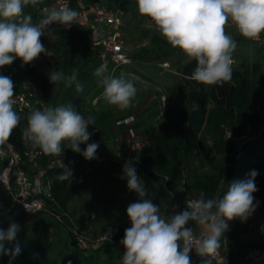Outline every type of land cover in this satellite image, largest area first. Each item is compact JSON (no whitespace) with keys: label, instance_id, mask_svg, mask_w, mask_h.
<instances>
[{"label":"clouds","instance_id":"1","mask_svg":"<svg viewBox=\"0 0 264 264\" xmlns=\"http://www.w3.org/2000/svg\"><path fill=\"white\" fill-rule=\"evenodd\" d=\"M41 0H0V68L20 59L27 65L53 52L45 47L41 37L55 23L65 29L77 21L80 13L67 5L44 8L43 17L36 23L25 13L26 6H36ZM137 10L147 17L159 33L173 48L179 49L196 66L190 79L206 86H222L232 80L234 60L232 53L237 41L226 32L231 24L243 38L258 41L264 33V0H136ZM49 35L51 33L49 32ZM106 65L96 68L102 97L121 112L129 109L138 89L131 80L108 75ZM52 84L63 83L83 91L77 70L71 75L57 70L49 73ZM14 82L9 76L0 75V145L9 140L19 126L21 115L14 109ZM198 103L192 105L198 110ZM95 125L92 116L85 117L69 105L33 108L26 116L22 138L32 148L50 156H60L65 148L82 155L86 160L96 159L97 142L89 143ZM86 145L81 149V145ZM66 145V146H65ZM56 177L59 181L72 182L73 171L65 166ZM122 179L137 199L126 208L130 227L124 230L119 243L124 248L121 264H191L190 253L194 250L202 258V264H212L221 247V238L229 230L228 221L241 223L256 211L259 202L254 193L258 190L256 170H251L244 179L221 181L216 195L208 197L201 190L194 199L187 200L182 211L171 205L166 212L153 202L136 168L129 161L123 165ZM21 226L10 222L7 229L0 228V255L10 256L9 264L20 253L5 247L13 242ZM112 230L105 233L111 240Z\"/></svg>","mask_w":264,"mask_h":264},{"label":"trees","instance_id":"2","mask_svg":"<svg viewBox=\"0 0 264 264\" xmlns=\"http://www.w3.org/2000/svg\"><path fill=\"white\" fill-rule=\"evenodd\" d=\"M75 2L76 0H71ZM86 5H102L114 11L130 12L136 6V0H83ZM48 0H41L36 6H26L25 13L38 22L44 15V8ZM49 32L51 35H49ZM45 47L53 52L52 56L41 55L39 59L24 65L20 59L15 60L8 68L16 75L20 83L32 82L41 97L49 107L50 97L57 94L60 84L49 81V73L63 70L69 75L74 69L80 70L85 66L99 67L97 51L92 47L90 34L87 28L72 26L68 29L55 23L45 30L41 37ZM77 42V44H74ZM196 66L195 61L182 68V83L178 84L168 96V105L163 121V132L153 137V146L147 148L139 162L134 167L138 174L146 180L162 182L164 188L175 194L185 180L187 190L198 196L203 190L208 197L216 195L220 189L221 181H225L221 193L226 190L229 182L244 179L251 170H256L255 179L257 189L264 190V136L255 142L247 144L241 151L236 144L225 138V130L239 135L244 127L251 125L254 128L264 121V110L256 111L259 99L263 98L264 78L258 77L260 65H253L251 69L243 71L233 69L232 80L222 86H206L190 79ZM93 72V69H92ZM1 74V68H0ZM196 102L198 110L193 111L192 105ZM26 114H20L22 119L19 126L13 131L8 141L24 156L28 148H32L22 138V129L26 126ZM161 123V122H160ZM205 134L213 142L210 150L199 140ZM83 149V145L80 146ZM54 156L43 153L38 160V169L45 171L46 181L50 185V198L41 196L45 202V210L29 212L8 191L2 181V172L9 167L8 160L0 158V228L7 229L10 222H15L21 228L35 225L41 221L43 213L66 214L68 203L78 191L69 180L59 181L57 175L64 171L61 165L50 167ZM82 155L74 153L71 149L65 150L60 158L64 165L74 172L80 167L79 159ZM203 160L209 164V172L200 174L198 171L185 172L189 163L194 160ZM29 175L30 165L23 166ZM160 172V175L157 173ZM167 178V180H166ZM257 196V191L253 194ZM40 197V196H39ZM67 215V214H66ZM65 224L70 229V247L68 254L51 257L41 255V264H121L113 257L102 260L100 253L104 247L117 248L124 253L123 246H116L112 242H104L97 249H81L71 232L73 225L68 215L64 217ZM229 230L221 238V250L227 261L231 260V242L243 225L238 219L227 222ZM122 239V238H121ZM95 251V253H93ZM191 264H202L196 260Z\"/></svg>","mask_w":264,"mask_h":264},{"label":"rangeland","instance_id":"3","mask_svg":"<svg viewBox=\"0 0 264 264\" xmlns=\"http://www.w3.org/2000/svg\"><path fill=\"white\" fill-rule=\"evenodd\" d=\"M124 21L126 26L122 28L121 33L127 46L133 48L134 53H138L141 48L144 52L148 48L151 51L154 50L155 62H150L153 67L150 66L147 73L139 69L136 64L133 68L131 66L126 67L127 76L123 78L131 80L136 88L141 91L145 90L147 93L162 91L170 96V92L174 91L175 87L183 82L182 68L191 62L190 58L186 57L179 49H175L168 44L156 31L154 25L149 22V19L138 13L137 5L125 14ZM226 32L237 41V47L232 53L233 69L243 71L251 69L253 65L257 64L261 66L257 75L263 79L264 61L258 46L252 40L241 37L231 24L226 26ZM74 44H77V42H74ZM139 45L142 46L140 49H138ZM169 60L181 61L185 65L176 72L171 66L166 67V65H163ZM96 68H90L87 65L77 70L78 79L83 85V91L77 92L74 85L65 87L62 83L57 94L50 97L49 107L71 104L77 112L85 117L92 116L95 124L98 117H101V120L105 119L104 124L99 126L101 130L97 133L94 132L97 126L90 125L88 128V131L92 133L89 143L97 142L99 148L96 159L86 160L83 156L79 159L80 167L74 172L72 182L69 180L73 187H78V191L68 203L66 211L73 225L72 228L86 236L97 249L104 245L102 239L105 238V233L109 229L112 230L111 242L116 246H121L119 241L123 238L124 230L130 227L126 208L137 199V196L128 190L126 179L121 178L123 167L117 162L114 148L110 138L105 133V127H103L109 123L111 118H114L116 112L118 114L122 112L118 111L119 109L115 106L108 105L104 99H100L97 104H94L96 96L103 91L98 82L99 78L94 75ZM169 70H174L175 73H171ZM154 75L159 76L160 79H154ZM170 75L172 76L171 79ZM152 77L155 81L151 79ZM259 102L264 104V91L263 98L259 99ZM160 122L159 134L163 132L164 127L162 125L163 121ZM199 140L208 149H213V142L205 134L200 135ZM85 147L86 145H83V148ZM67 149L65 148L64 151ZM53 160H56L55 165H61L60 156L52 157L51 162ZM38 170V164L30 165L31 173ZM183 170L185 172L198 171L200 174H205L209 172V164L198 159L191 161L188 167L183 168ZM157 174L160 175V172ZM35 175L36 173L33 177L29 175V180L34 179ZM138 175L144 182L150 197L153 198V202L161 206L162 213L169 210L173 204L178 205L176 211H182L185 208V197L180 188L175 194H171L164 188L162 182L149 181L142 174ZM1 178L3 183L9 182L11 179V188L15 184L14 176L6 170L2 172ZM193 195L197 197L195 194ZM256 201L259 202L264 211L263 189L258 188ZM31 222L35 225L21 228L16 239L5 244V247L9 249L14 248L17 244L20 247L19 255L11 261V264H41V255L55 257L70 252V229L65 223L61 224L49 212L43 213L40 222L36 223V219L33 218ZM122 255L121 250L109 247H104L100 253L102 260H106L110 256L116 261H121ZM190 257L191 262L197 260L194 255L190 254ZM9 260L10 256L0 255V264H9Z\"/></svg>","mask_w":264,"mask_h":264},{"label":"built area","instance_id":"4","mask_svg":"<svg viewBox=\"0 0 264 264\" xmlns=\"http://www.w3.org/2000/svg\"><path fill=\"white\" fill-rule=\"evenodd\" d=\"M61 5H67L80 13L77 21L72 26H81L89 30L90 42L92 47L97 51L99 66L101 64L106 65V74L116 77H126V67L133 65L132 55L121 33L126 12L121 10L114 11L99 4L89 6L83 0H76L75 2L71 0H48L46 7ZM253 42L260 49L264 61V33L261 34L258 41ZM0 75L9 76L14 82V109L18 114L29 113L33 108L42 109L43 107H48L41 99L36 86L32 82L20 83L8 66L1 68ZM153 100L158 102L159 117L162 118L168 105L166 93L162 91L156 92ZM262 110H264V104L261 102L257 105L256 111L261 112ZM136 122L135 116H129L116 122L117 127H126V137L120 142L116 154L117 162L122 167L127 161L135 165L140 161L143 152L153 146V138L143 135L135 126ZM263 136L264 121L256 128L251 125L244 127L239 135H235L227 129L225 130V138L229 142L235 143L238 151H241L247 144L260 140ZM42 156L43 153L39 149L28 148L24 156H22L13 145L9 143L0 145V158L9 161V167L5 170L12 173L15 180L12 188L10 187L11 179L4 184L15 200L21 203L29 212L45 210L46 205L41 196L46 198L51 197L50 185L46 181L45 171L40 168L36 172L34 179L29 180V174L23 167L31 164L37 165L38 160ZM55 162L56 160L50 162V167L54 166ZM180 191L184 194V202L196 198L188 192L185 180L182 182ZM53 216L61 224H64V217L67 215L53 214ZM71 232L81 249H96L94 244H91L89 239L81 232L74 228L71 229ZM102 241L111 242V240L105 238ZM190 254L194 255L197 260L202 261V258L197 256L194 250ZM212 264H264V234L259 236L256 246L242 260L236 262L227 261L220 248Z\"/></svg>","mask_w":264,"mask_h":264},{"label":"crops","instance_id":"5","mask_svg":"<svg viewBox=\"0 0 264 264\" xmlns=\"http://www.w3.org/2000/svg\"><path fill=\"white\" fill-rule=\"evenodd\" d=\"M125 26L126 23L124 21L123 28H125ZM141 47L142 46L139 45L138 49H140ZM127 48L130 51V54L132 55L133 58V65L131 66L132 68L135 67L136 64L139 69H142L144 73H147L149 67L150 66L153 67L150 64V62H155V56L153 52L154 50L151 51L148 48L144 52L143 48H141L140 50H138V53H134L133 48H129L128 46ZM163 65H166V67L171 66L176 70V72H178L181 69V67H183V65L185 64L182 63L181 61L169 60L168 62L163 63ZM169 71L171 73H175L174 70H169ZM154 77H155L154 79L157 80L160 79L159 76L157 75H154ZM171 77L172 76L170 75V79ZM151 79H153V77ZM155 93L156 92L147 93L145 90L141 91L138 88L137 95L133 100V104L131 108L127 111H123L120 114L116 112V115L114 114V118H111L109 123L103 126L105 127V133L110 138L115 154H117L118 152L120 142L124 140L126 137V127L116 126V122L120 119L129 116H135L137 119L135 126L143 135H148L151 136L152 138L159 135L160 133L159 125L161 118L159 117L158 102L153 100V96L155 95ZM100 99H103L102 93L96 96L94 104L95 103L97 104L98 100ZM104 120H101V117H98L97 123L95 124V126H97V129H94V132L96 131L98 132L99 130H101L99 126L100 124H104L103 123ZM256 199L257 196L255 197V200ZM263 234H264V211L260 206V204H258L256 211L247 219L246 222L243 223V225H241L238 228L237 233L233 237V240L231 242L230 262H236L242 260L245 257V255L249 253L256 246L259 236Z\"/></svg>","mask_w":264,"mask_h":264}]
</instances>
